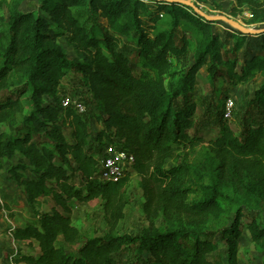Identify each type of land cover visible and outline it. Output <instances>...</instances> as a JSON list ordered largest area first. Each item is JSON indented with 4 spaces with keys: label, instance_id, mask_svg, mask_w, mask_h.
I'll return each instance as SVG.
<instances>
[{
    "label": "trees",
    "instance_id": "1",
    "mask_svg": "<svg viewBox=\"0 0 264 264\" xmlns=\"http://www.w3.org/2000/svg\"><path fill=\"white\" fill-rule=\"evenodd\" d=\"M38 3L37 11L10 9L0 32V170L10 164L9 177L31 209L22 226L3 231L32 250L15 263L125 264L116 255L135 244L149 256L144 264H222L212 258L222 247L225 264H240L246 232L264 255V30L253 36L257 45L240 31L226 48L218 21L181 0ZM237 5L249 9L250 24H264V0ZM76 10L98 14L101 27L89 28ZM123 39L136 45L135 67ZM208 64L217 86L261 80L253 101L263 113L242 132L223 116L215 136L196 130L191 96ZM74 70L101 124L97 133L88 112L62 109V86ZM170 78L177 79L168 87ZM104 146L135 156L119 182L101 179ZM134 176L148 222L137 239L117 233ZM96 202L109 228L100 238L74 223L79 206Z\"/></svg>",
    "mask_w": 264,
    "mask_h": 264
},
{
    "label": "rangeland",
    "instance_id": "2",
    "mask_svg": "<svg viewBox=\"0 0 264 264\" xmlns=\"http://www.w3.org/2000/svg\"><path fill=\"white\" fill-rule=\"evenodd\" d=\"M182 2H191L198 8L202 16L217 20L218 23L214 25V28L219 32L222 41L226 48H231L234 44V39L231 40V33L238 34L240 31H245L251 34V45H257V39H254L255 34L264 30V24H250L249 21L252 18L247 7L240 8L237 5V0H181ZM262 2L263 0H258ZM19 5L20 11H37L38 0H7L5 7L0 12V32H3L5 24L8 22V16L10 9ZM77 14L81 16L82 22L87 24L89 28L97 25L100 26V18L98 14H86L84 10H76ZM234 36V35H233ZM62 45L66 48L70 56H74L72 49L63 41ZM136 45L129 39H123V45L121 49L130 58L131 64L135 67L136 56L133 52ZM176 71V69L174 70ZM178 78V77H177ZM176 78V79H177ZM175 78H170L167 82L168 87L172 82L176 81ZM261 80L245 85L238 86L231 90L229 85L220 86L212 82V76L209 75V64L199 74L196 89L191 96L193 102L197 103L198 113L196 130L204 132H212L211 136H215L219 130L218 125L223 122L222 116L224 111V105L226 102V94L229 92L230 97L235 102V111L232 120H230L231 127L237 131L242 132L247 122H256L263 113L261 109L257 108L253 101L255 93ZM63 92L68 95L74 102H84L89 111L84 117L88 122V125L92 132L97 133L101 129L99 124L92 116H90V110L92 106L88 104L86 97V88L80 81V75L77 70H74L68 77L67 81L62 86ZM223 89L224 94L217 95V91ZM53 103L52 100H48ZM182 100L179 104L182 105ZM212 130V131H211ZM104 146L99 153H103ZM21 158H16L15 163L22 162ZM174 164L171 161H167L166 167H172ZM10 164L5 163L4 169L0 170V190L3 195V205L0 208V250L2 249L7 256V259L12 258L13 261L22 254L32 252L24 243H15L11 239V235L4 233L7 228L13 227V225H19L22 220L27 219L31 213V209L25 203L21 188L10 179L8 169ZM140 179L137 176L133 177L131 186L128 189L130 196V203L125 209V217L119 223L117 233L121 235H129L130 237L137 239L144 227L148 226L146 217L141 209L143 202V192L139 185ZM48 206V202H43V208ZM264 222V220H263ZM74 223L82 232L89 234H96L97 237H103L109 232V228L104 220V212L101 203L96 202L94 204L81 205L75 210ZM163 220L159 219L157 225L161 226ZM8 248V249H7ZM20 251V252H19ZM22 251V252H21ZM8 254V255H7ZM119 262L125 264H144V261L149 258L148 255H140L138 247L135 244L125 247L119 254L116 255ZM213 260L225 264V249L222 247L219 252L212 256ZM6 260V259H4ZM264 261V255L258 253L250 242V236L246 232L240 249V264H262ZM1 263V262H0Z\"/></svg>",
    "mask_w": 264,
    "mask_h": 264
},
{
    "label": "built area",
    "instance_id": "3",
    "mask_svg": "<svg viewBox=\"0 0 264 264\" xmlns=\"http://www.w3.org/2000/svg\"><path fill=\"white\" fill-rule=\"evenodd\" d=\"M148 3V0H141ZM191 6L194 13H201L196 6L191 2H184ZM234 34L233 31H230ZM61 106L63 110H67L71 106H75V109L80 115H85L88 112L87 106L84 102H74L65 93L61 94ZM235 111V102L232 98H228L224 105L223 118L225 120H232ZM135 163V156L122 148L107 146L103 152V159L101 162V179L106 182H119L129 170H131ZM0 200V207L2 205Z\"/></svg>",
    "mask_w": 264,
    "mask_h": 264
},
{
    "label": "crops",
    "instance_id": "4",
    "mask_svg": "<svg viewBox=\"0 0 264 264\" xmlns=\"http://www.w3.org/2000/svg\"><path fill=\"white\" fill-rule=\"evenodd\" d=\"M21 191H22V193H23V190L21 189ZM3 195H2V192H1V190H0V200L3 202ZM23 198H24V201H25V203L27 204V201H26V197H25V195H24V193H23ZM42 203L44 202V200H42L41 201ZM2 205H3V203H2ZM1 208V207H0ZM30 217V215H28V217H27V219ZM26 219V218H25ZM24 219V220H25ZM24 220H22V222L19 224V225H13V227H11V228H16V227H19V226H22L23 225V222H24ZM11 239L15 242V243H24V242H19V241H16L12 236H11ZM25 245H26V243H24ZM8 249V248H7ZM6 254L2 249L0 250V264H17V263H15V261H13V259L12 258H10V259H7V256L5 257L4 256V254ZM23 253V252H22ZM8 255V254H7ZM4 259H6V260H4Z\"/></svg>",
    "mask_w": 264,
    "mask_h": 264
}]
</instances>
